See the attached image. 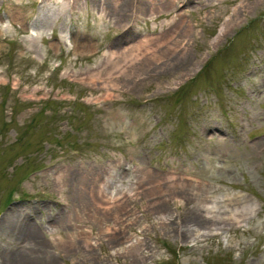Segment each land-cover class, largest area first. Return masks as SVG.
Returning <instances> with one entry per match:
<instances>
[{"label": "rangeland", "instance_id": "1", "mask_svg": "<svg viewBox=\"0 0 264 264\" xmlns=\"http://www.w3.org/2000/svg\"><path fill=\"white\" fill-rule=\"evenodd\" d=\"M24 254L264 264V0H0V264Z\"/></svg>", "mask_w": 264, "mask_h": 264}, {"label": "bare ground", "instance_id": "2", "mask_svg": "<svg viewBox=\"0 0 264 264\" xmlns=\"http://www.w3.org/2000/svg\"><path fill=\"white\" fill-rule=\"evenodd\" d=\"M48 13V12H47ZM53 13V12H52ZM18 13L16 12L14 15H15V17H16V15H17ZM20 15V14H19ZM55 18H57V17H55ZM15 20V19H14ZM53 18H51V16L50 17H46L45 18V20L44 21H42L41 22V27L39 28V29H48V30H51L52 28H53ZM56 22V21H55ZM60 31V36H61V38L63 39V40H65L66 42H68L69 40H68V37L66 36V33L65 32H63L64 31V28H62V30L60 29L59 30ZM34 33H37V32H34ZM50 33V32H49ZM82 39L83 40H81V41H83L82 43H83V45H85V43L87 44V43H89V40L87 39V38H85V37H82ZM85 39H87V40H85ZM64 44H66L65 42H64ZM58 45V43L55 45V46H57ZM86 47H87V45H86ZM105 56V55H104ZM122 56H123V58H125L124 60L125 61H127V60H129V61H131V59H126V56H132V53H125V52H122ZM112 57H113V53H109V55H108V58H106V63L109 61V60H111L112 59ZM118 66V63H114V67H117ZM89 72V74H88V76H92V73H91V71H90V69H87L86 70V73H88ZM94 73V72H93ZM195 217H193L192 216V218L191 219H194ZM38 257V256H37ZM37 257H35V258H33V256H31L30 254H24V255H22L19 259H20V264H36V262H38L39 261V259L37 260ZM48 264V263H47ZM49 264H51V263H49Z\"/></svg>", "mask_w": 264, "mask_h": 264}]
</instances>
